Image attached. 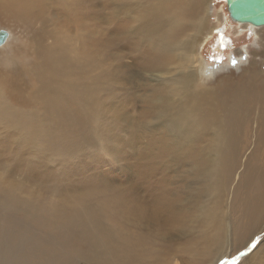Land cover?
Masks as SVG:
<instances>
[{"label": "bare ground", "instance_id": "6f19581e", "mask_svg": "<svg viewBox=\"0 0 264 264\" xmlns=\"http://www.w3.org/2000/svg\"><path fill=\"white\" fill-rule=\"evenodd\" d=\"M120 1L117 13L110 14L109 25L113 30L109 31L108 47L113 52H122L128 47L136 66L140 65L138 75L132 78L156 84L155 89L139 98L148 102V110L156 115L145 129L149 134L164 132L176 152L185 160H195L200 170L196 176L193 170L187 174L193 177L197 187L190 190L199 194L191 206L193 217L206 224V229L193 234L191 245L203 239L204 247L192 257L187 256L188 247L181 251L177 247H163L159 254L179 251L177 262L218 264L244 250L249 241L264 231V159L258 156L264 154V28L247 21L238 24L240 31L253 32L257 52L251 53L248 47L236 55L241 60L250 54L260 59L253 57L248 64L239 59L240 65L236 66L241 71L239 75L222 74L220 80L219 75L214 80V72L221 71L203 67L205 61L200 52L216 31L211 23L213 0ZM55 3L68 9L74 17L83 8L84 0H56ZM86 3L89 18L90 0ZM43 4L42 0H0V19L17 18L18 23L33 27L36 19L33 16L40 13ZM221 21L222 14H219L220 24ZM55 36L54 33L49 38ZM43 37L40 33L30 40L36 48L26 63L20 62V54L27 50L17 47L10 58V75L0 72L2 80L5 79L4 94L0 96V127L42 136L50 143L56 135L77 136L91 127L95 115L90 77L92 44L86 49L83 47L80 56H73L64 43L46 45ZM132 45H136L135 51ZM77 51L81 53V48ZM143 62L151 69L146 70ZM31 83L42 95L39 107L54 115L52 123L14 109V106L24 112L34 109L30 107L35 101L25 96ZM245 152L249 154V161L237 184L233 178ZM178 172L183 175L185 171ZM148 180V175L141 179L142 190L148 188ZM18 192L25 193L16 188L14 181L0 183V264H136V242L113 238L102 224L103 216L84 205L58 210L60 204H51L32 218V226L20 223V213L26 204L16 202ZM4 194L9 197L4 199ZM156 200L160 208H154ZM124 205L128 212L159 226L164 214L175 208L161 194L145 196L140 206ZM233 212L240 213L245 222L239 225L235 220L227 221L233 218ZM49 214L52 225L44 221ZM170 219L177 222L178 212L172 211ZM230 224L232 230H225ZM49 227L53 233L44 234ZM226 248L230 251H223ZM240 264H264V241Z\"/></svg>", "mask_w": 264, "mask_h": 264}, {"label": "rangeland", "instance_id": "374dc122", "mask_svg": "<svg viewBox=\"0 0 264 264\" xmlns=\"http://www.w3.org/2000/svg\"><path fill=\"white\" fill-rule=\"evenodd\" d=\"M55 2L56 0H42L44 4L40 6V13L33 16V19L36 18L33 20V27L18 23L17 18L0 19V36H4V42L0 45V72L10 75V58L17 47L27 50L20 54V62L26 63L28 56L36 48L30 44V40L40 33L44 35L46 45L56 43L59 46L64 43L73 56L83 54V47L86 49L91 43L90 77L95 94V115L86 132L67 138L56 135L50 143H46L42 136L21 134L22 131L16 130L11 132L0 127V180L4 179L0 183L14 181L18 190H24V194L18 192L15 198L17 203L26 204L20 213V223L32 226V218L51 204H60L58 210H72L84 205L95 214L103 216L102 224L113 238L121 242H136V264H184L177 262L176 255L179 251L162 255L159 252L163 247H177L180 251L181 248L188 247L187 256L192 257L204 247L203 239L191 245L193 234L206 229V224L193 217L191 206L197 202L199 194L190 190V187H197L193 177L187 174L189 170H193V175L196 176L200 174V170L195 166V160H185L180 152H176L175 146L165 137L164 132L149 134L145 129L156 115L148 110L149 103L139 98L155 89L156 84L145 80L137 82V79L132 78L138 75L140 65L136 66L134 54L128 47L122 52H113L108 47L109 31L113 30L109 25L110 14L112 11L117 13L116 9L121 1L90 0L89 18L86 16V0L74 17L70 16L68 9ZM212 2L214 11L211 13V23L216 31L200 50L205 61L203 67L221 71H215L212 79L222 74L239 75L241 71L236 66L239 67L238 60L242 58L236 54L248 47L251 53L254 50L257 52L254 34L249 29H238L241 22L233 20L227 0ZM219 14H222L221 24ZM37 17L40 18L39 21ZM116 21L115 15L114 22ZM52 24L57 27L56 30L52 29ZM257 27L264 28V25ZM45 29L47 33H43ZM52 33L57 38H49ZM116 43L119 44L118 41ZM132 46L135 51L136 45ZM78 48H81V53L77 51ZM250 55H244L241 62L248 64L253 57L260 59ZM142 66L146 70L151 69L145 62ZM4 81L0 77V96L4 94ZM25 96L35 101L31 102L30 107L34 109L24 112L19 110L20 107L14 106L18 113L32 115L47 123L53 122L54 115L39 107L42 95L34 84L28 86ZM258 156L264 159V154L259 153ZM248 161L249 154L245 152L233 178L237 184L242 180ZM154 166L156 167L153 168ZM178 170L185 172L182 175ZM147 175L148 188L142 190L140 181ZM33 176L36 178L30 179ZM158 194L167 196L175 206L164 214L160 226L148 218H139L128 212L124 205L128 203L140 206L145 196ZM8 197L7 194L3 196L4 199ZM160 207L156 200L154 208ZM172 211L178 212L177 222L170 219ZM51 214L44 218L48 225L53 224L49 223ZM231 215L233 218L227 221L235 220L239 225L245 222L240 213L233 212ZM231 224L225 226V230L231 231ZM53 231L49 227L44 230V234H51ZM263 237L264 231L249 241L250 244L244 250L218 264H240L244 258L259 249L264 241Z\"/></svg>", "mask_w": 264, "mask_h": 264}, {"label": "water", "instance_id": "95a60500", "mask_svg": "<svg viewBox=\"0 0 264 264\" xmlns=\"http://www.w3.org/2000/svg\"><path fill=\"white\" fill-rule=\"evenodd\" d=\"M227 3L233 20L264 25V0H227ZM3 37L0 36V45L4 42Z\"/></svg>", "mask_w": 264, "mask_h": 264}]
</instances>
